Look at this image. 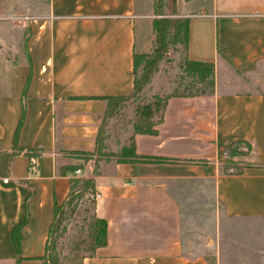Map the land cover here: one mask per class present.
Returning <instances> with one entry per match:
<instances>
[{"label":"crops","instance_id":"1","mask_svg":"<svg viewBox=\"0 0 264 264\" xmlns=\"http://www.w3.org/2000/svg\"><path fill=\"white\" fill-rule=\"evenodd\" d=\"M176 10L189 17L187 57L214 64L213 92L170 97L157 133L134 136L151 161L101 158L94 174L95 155L79 151L95 148L105 97L132 91L154 0H0V264H42L54 202L69 190L60 168L75 163L107 221L106 244L83 264H218L190 251V194L203 199L206 185L226 216L264 217V0H176ZM236 141L251 150L225 174Z\"/></svg>","mask_w":264,"mask_h":264},{"label":"trees","instance_id":"2","mask_svg":"<svg viewBox=\"0 0 264 264\" xmlns=\"http://www.w3.org/2000/svg\"><path fill=\"white\" fill-rule=\"evenodd\" d=\"M154 18L152 27L154 39L148 52L133 54V87L128 95L106 96V106L95 140L93 151H79L85 154L86 161L95 155L94 174H97L98 161L101 158H113L116 162L151 161L147 156L136 153L134 136L136 134H156L157 125L163 119L167 100L172 96H194L209 94L214 87L213 62L189 59L186 55L189 36V17L178 14L176 0H154ZM183 54L178 56L175 80L164 95L154 93L148 102L137 103L133 109V118L128 120L131 132L127 141L115 151H106L108 136L107 127L111 118H117L125 102L141 94L149 84L151 76L158 68L169 49ZM22 116L14 132V147L17 141ZM245 143L250 150V144L236 141L225 150V162L222 171L225 174L238 173L241 165L236 166L233 156L238 153L236 147ZM87 155V156H86ZM90 156V157H89ZM82 167L75 163L60 168L62 174L69 173L70 184L65 199L61 203L54 202L53 218L43 255L42 264H83L86 257L93 256L99 247L107 242V221L98 216L95 211L96 199L94 194V177H79L75 171ZM88 204L82 208V204ZM27 207V205H26ZM27 209L24 218L19 223L27 221ZM77 230L69 228L71 221ZM16 238H14V241ZM16 264H19L18 262Z\"/></svg>","mask_w":264,"mask_h":264},{"label":"rangeland","instance_id":"3","mask_svg":"<svg viewBox=\"0 0 264 264\" xmlns=\"http://www.w3.org/2000/svg\"><path fill=\"white\" fill-rule=\"evenodd\" d=\"M180 54H183L181 46L179 51L170 48L158 63L157 70L153 72L149 84L141 94L125 102L118 117L110 119L106 151L117 150L130 133L131 127L127 121L133 118V109L137 103L148 102L154 93L164 95L169 91L178 71L176 64ZM236 147L238 153L233 156V162L238 166L245 162L244 159L251 148L249 150L245 143H239ZM80 156L85 157V154ZM209 186L206 185L203 199L190 194V251L197 250L218 264H264V217L226 216L221 205L209 201L211 195ZM87 204L88 202L82 204L80 209ZM202 204L204 206L200 208ZM73 224L74 220L71 221L69 228L75 231L77 229Z\"/></svg>","mask_w":264,"mask_h":264},{"label":"built area","instance_id":"4","mask_svg":"<svg viewBox=\"0 0 264 264\" xmlns=\"http://www.w3.org/2000/svg\"><path fill=\"white\" fill-rule=\"evenodd\" d=\"M30 168L33 170L34 169V166L31 165ZM80 171H81L80 169H77L75 171V173H79ZM99 196H100V194L98 193V191H95L94 194L91 195V197L94 198V199H97Z\"/></svg>","mask_w":264,"mask_h":264}]
</instances>
